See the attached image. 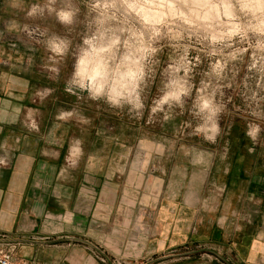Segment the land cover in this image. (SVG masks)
Segmentation results:
<instances>
[{"label": "crops", "instance_id": "1", "mask_svg": "<svg viewBox=\"0 0 264 264\" xmlns=\"http://www.w3.org/2000/svg\"><path fill=\"white\" fill-rule=\"evenodd\" d=\"M9 2L0 244L30 264H264V131L246 134L251 117L228 118L214 148L155 149L122 111L65 91L69 57L52 71L43 44L5 21ZM198 151V163L186 154Z\"/></svg>", "mask_w": 264, "mask_h": 264}, {"label": "clouds", "instance_id": "2", "mask_svg": "<svg viewBox=\"0 0 264 264\" xmlns=\"http://www.w3.org/2000/svg\"><path fill=\"white\" fill-rule=\"evenodd\" d=\"M10 6L36 21L24 30L43 44L52 71L73 58L65 82L71 95L140 119L158 79L148 112L165 123L187 113L181 134L190 129L214 143L227 108L222 96L232 88L251 117L246 134L255 140L264 131L257 122L264 119V0H10ZM49 18L66 33L43 23ZM79 24L74 44L70 34ZM82 122L90 120L84 115ZM186 154L199 162V151Z\"/></svg>", "mask_w": 264, "mask_h": 264}, {"label": "rangeland", "instance_id": "3", "mask_svg": "<svg viewBox=\"0 0 264 264\" xmlns=\"http://www.w3.org/2000/svg\"><path fill=\"white\" fill-rule=\"evenodd\" d=\"M10 6V2H9ZM10 18H5V21H9L13 19V21L18 25L15 26V32L19 33V36H23L25 38L26 32L24 30V26L26 23H36V21H32L30 19H26L25 14L21 10L13 9L10 6ZM43 23H47L49 27L57 32L60 33H66V29L64 26L55 23L52 18L47 19ZM83 30V24L77 25V28L74 32H72L71 38L75 43H78L80 41V33ZM166 59V55L162 57V60ZM69 71H72V65H73V58L69 56ZM159 84V80L157 79L156 83H154L147 91L146 96V109L143 118L137 119L134 117H131L128 115L127 110H115L114 118L116 116H119V118L122 115V112L124 114V121L129 123L130 128V135H146V137L149 140L156 141L155 143V149H157V146H161L164 150H193V148H199L201 147H209L214 148V143H207L203 141L201 137L190 135V129H184L183 133L181 134V128H182V122L191 119V117L185 113L184 115H177L175 120L164 122L163 118L160 115L153 116L148 112V107L151 105L152 97H154L157 94V87ZM84 102H87L86 99L87 96L84 94L83 96ZM89 100V99H88ZM222 100L227 104L226 111L224 115L220 118V128L221 131L219 135L224 134V129L227 123V119H231L233 115L236 113H244L247 115V110L245 108V105L238 94V92L232 88L226 89ZM90 102H102L103 101H91ZM105 104V103H104ZM109 108V107H108ZM122 111V112H121ZM264 121V119H261ZM138 125H140V128L138 129ZM147 148L153 149V144L148 143ZM221 149V148H220Z\"/></svg>", "mask_w": 264, "mask_h": 264}, {"label": "built area", "instance_id": "4", "mask_svg": "<svg viewBox=\"0 0 264 264\" xmlns=\"http://www.w3.org/2000/svg\"><path fill=\"white\" fill-rule=\"evenodd\" d=\"M0 264H30L15 256L14 250L5 244H0ZM45 264V263H37Z\"/></svg>", "mask_w": 264, "mask_h": 264}]
</instances>
